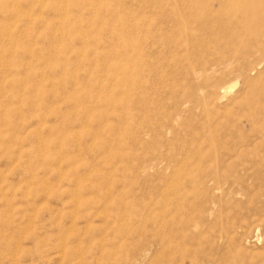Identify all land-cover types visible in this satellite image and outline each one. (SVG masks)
Here are the masks:
<instances>
[{"label":"rangeland","instance_id":"374dc122","mask_svg":"<svg viewBox=\"0 0 264 264\" xmlns=\"http://www.w3.org/2000/svg\"><path fill=\"white\" fill-rule=\"evenodd\" d=\"M195 1L0 0V264H264V34Z\"/></svg>","mask_w":264,"mask_h":264},{"label":"bare ground","instance_id":"6f19581e","mask_svg":"<svg viewBox=\"0 0 264 264\" xmlns=\"http://www.w3.org/2000/svg\"><path fill=\"white\" fill-rule=\"evenodd\" d=\"M228 1L226 0H201V1L196 0L195 1V4H197V6L199 4L202 8H207L206 20L205 22H203L204 24L200 22V24L202 23L204 25L203 27H201L202 32L203 29L205 30L204 32L212 31V29L215 31V28L219 26L218 24H220L221 25L220 27L222 28L224 33H229L230 31L233 30L235 31L237 28L243 27L247 30L250 29V31L253 33L254 36H262L264 34L263 30L256 25V22L253 21V19L259 20L264 16V6L261 4L260 1L258 0H228ZM238 1L246 2L247 6L244 8L245 10L244 9L242 10L244 18L241 20L238 19L236 21L235 18L229 17L228 15L233 11L235 2L238 3ZM215 4H217L216 8H214ZM53 5L54 6L57 5L58 8V4L54 3ZM192 9H193L194 17H192L189 21L184 22L181 25L179 23V29L182 30L184 29L185 32L187 31V27L190 24H192L193 27H195L196 25L198 26L199 24L200 15L198 14V7L193 6ZM94 11H96V9ZM13 13L18 14V10L13 11ZM233 15L235 16L237 15V10L234 11ZM223 18L225 22L221 23ZM263 62L264 59L261 61L249 60L244 70L241 71L238 70L241 73L243 79L246 80V84L251 85L253 83L255 79V75L260 73V69L263 65ZM241 67L243 68V66ZM241 76L238 77L241 78ZM236 86H237L236 83L230 85L227 84L226 86L225 84L221 85L220 83L219 85L216 84L214 86V89L215 90L219 89L220 93H222V98L226 99V97L233 92ZM259 136H261L264 141V128H262V130L260 131ZM231 138H233L232 133L228 132L227 130H224L220 139V148L222 149L220 153L221 156L220 161L222 160L221 165L223 163V165H225V167L228 168L233 167V162L232 161L231 163L229 162L230 160L237 159L238 155L236 156V154L243 145V144L239 145V142L236 140L235 141L232 140L230 142ZM241 140L243 142H247L246 140L243 139ZM262 166H264V151L261 154H258L254 157V161L251 168L253 169L254 172H256L260 170ZM213 177L207 178V182H209V185L214 180Z\"/></svg>","mask_w":264,"mask_h":264}]
</instances>
